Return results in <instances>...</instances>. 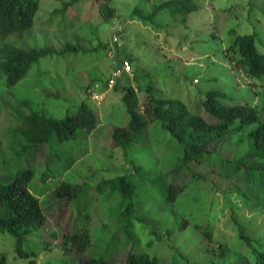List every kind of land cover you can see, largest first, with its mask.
I'll return each mask as SVG.
<instances>
[{"label": "rangeland", "instance_id": "1", "mask_svg": "<svg viewBox=\"0 0 264 264\" xmlns=\"http://www.w3.org/2000/svg\"><path fill=\"white\" fill-rule=\"evenodd\" d=\"M69 1L42 0L31 32L8 40L21 45L26 40L32 46L56 50L70 41L88 53L42 59L28 77L8 90L10 95L0 97V182L9 183L19 171L32 169L35 177L29 188L41 198L48 219L44 231L29 237L27 249L40 251L43 245L34 239L51 231L58 234L54 248L42 252L35 264H78L84 256L114 257L118 252L114 264H124L123 227L130 223V205L136 215L131 231L138 248L159 258L160 264L175 260L178 264H228L222 249L235 254L246 247L237 224L245 226L246 235L264 250V192L254 189L247 175L237 179L240 181L225 178L210 165L189 164L201 178L194 177L181 163L183 151L162 125H151L144 137L148 144L132 147L125 155L115 147L113 133L129 123V114L123 91L109 87L122 60L116 59V53L126 49L136 58L134 74L138 70L140 76H146L143 87L152 85L158 96L183 101L193 113H201L207 94L216 91L223 93V104H262L264 83L248 79L227 49L238 35L255 34L258 50L264 54V0H192L199 10L188 15L184 24V17H173L175 8L165 9L154 21H140L134 14L137 8L149 14L154 6L169 0H114L117 12L109 23L103 20L96 0H80L68 9L66 21L55 17L51 25L45 23L54 10ZM70 22L73 27H66ZM120 82L138 91L142 113L146 97L138 89L139 82L132 75L121 77ZM3 89L0 86V95ZM84 100L94 109L97 125L79 130L77 137L65 144L52 137L37 150L28 147L18 121L7 110L10 107L14 114L22 113L26 102L33 111L62 119L75 114ZM249 148L245 136L225 137L206 145L231 160L239 159ZM132 161L141 167L136 175H129ZM126 174L135 185L132 195L124 198L111 188L97 191L101 182ZM63 181L89 184L92 190L80 202L69 204L56 193ZM173 182L184 188L175 202L167 200ZM180 218L189 226L177 233ZM76 227L89 230L91 247L83 254L71 250L67 255L60 245L64 234ZM205 230L212 234L211 240ZM3 255L4 264H31V260L18 257L16 240L8 233H0Z\"/></svg>", "mask_w": 264, "mask_h": 264}, {"label": "trees", "instance_id": "2", "mask_svg": "<svg viewBox=\"0 0 264 264\" xmlns=\"http://www.w3.org/2000/svg\"><path fill=\"white\" fill-rule=\"evenodd\" d=\"M79 1L71 0L64 3L51 13L45 23L51 25L55 17H61L66 21L68 9L74 7ZM96 2L100 5L99 10L103 20L105 23H109L117 12L112 6L114 0H96ZM41 3L42 0H0V79L2 80L0 86L6 88L0 95L2 98H5L6 94L10 95L8 90L15 88L24 78L28 77L32 68L36 64L38 65L42 59L62 57L67 53H88L83 47L70 41L66 42L62 49L56 50L52 46H32L26 40L22 45L11 43L8 40L11 36H20L31 32L36 25ZM192 3V0H169L154 6V10L149 14L139 8L135 10L134 14L140 18V21H154L165 9L175 8L173 17L175 19V16L178 19L184 17V24L188 15L199 10V7ZM178 5H180L179 9H177ZM57 25L60 26V24ZM66 27L71 28L73 25L70 22ZM75 39L78 40L77 37H74ZM115 41L117 42L116 38ZM227 50L236 67L248 79L264 83V54L258 50L255 34L238 35ZM116 55L117 60L120 58L122 60L113 73L122 68L124 63H129L132 69L131 74L124 73L121 77L129 75L135 77L139 82L138 89L142 90L146 102L141 113L138 110L141 101L138 91L133 86L120 82L121 77L116 78L115 90L123 91V102L129 114V123L116 129L113 133L115 147L122 149L125 155H128L130 148L148 144L144 137L149 133L151 125H162V128L169 133L183 151L181 163L187 170L191 171L189 164L197 163L207 167L210 165L213 171L216 170L225 178L233 180L247 175L252 187L264 192V102L256 106L251 103L227 105L222 103L223 93L216 91L207 94L202 104L201 113H193L183 101L158 96L152 85L143 87L142 81L144 82L146 76H140L138 70H135L134 74L133 64L136 62V58L131 52L121 49ZM113 73L110 80L113 78ZM261 93L264 96V91ZM29 105L24 102V111L22 113L19 111L18 114L16 112L14 114L10 107L7 110L11 111L10 115L13 116V120L18 121L19 133L27 141L28 147L36 150L40 146L49 144L52 137L60 145L72 141L77 137L79 130L94 128L98 123L94 109L86 100L76 107L75 114L66 115L62 119L48 118L46 115L33 111ZM243 136L246 137L250 148L239 159H226L206 149L207 144L225 137L243 138ZM140 170L141 167L132 161L129 175H136ZM191 173L194 177L201 178L193 171ZM129 175L105 180L98 185L97 191L102 193L106 188H111L113 193H120L126 198L132 195L135 188ZM34 177L35 173L32 169H25L19 171L13 181L0 182V233H8L14 237L18 257L31 260V264H35V260L42 252L54 248L55 242L58 240L57 232L51 231L48 235L33 240L42 243L43 247L40 251L27 249L30 242L29 237L37 231H44L48 223L41 198L34 195L29 188ZM45 180L47 182V179ZM91 190L89 184L63 181L57 187L56 193L60 200L70 204L80 202L89 195ZM168 192L167 200L175 202L176 198L184 192V188L173 182ZM133 208V205H130L128 209L131 210L130 223L125 225V228L123 227L126 234L124 264H160L159 258L152 256L147 250L138 248L134 232L131 231L134 230L133 221L136 217ZM119 221L121 226V219ZM177 224V233L184 232L189 226V222L185 218L183 220L180 218ZM237 225L246 247L242 252L235 254L229 249H222L223 258L228 261V264H264V250L258 248L260 243L255 246L254 238L246 235V227ZM205 231L204 235L211 240L212 234ZM159 239L160 237H157V240ZM151 245L150 243L149 247ZM60 247L67 255L71 250H74L76 254H83L91 247V234L87 228L76 227L72 232L64 234ZM129 247H131L130 250ZM116 255L118 256L119 252ZM115 256L101 255L91 258L84 256L85 259L78 261V264H114ZM4 263L5 256L3 255L0 256V264ZM173 264L178 263L175 260ZM218 264L227 263L221 261Z\"/></svg>", "mask_w": 264, "mask_h": 264}, {"label": "built area", "instance_id": "3", "mask_svg": "<svg viewBox=\"0 0 264 264\" xmlns=\"http://www.w3.org/2000/svg\"><path fill=\"white\" fill-rule=\"evenodd\" d=\"M132 69L129 63H124V66L122 68L116 70L113 73V78L109 82V87L113 88L116 84V78H120L124 73L131 74Z\"/></svg>", "mask_w": 264, "mask_h": 264}]
</instances>
